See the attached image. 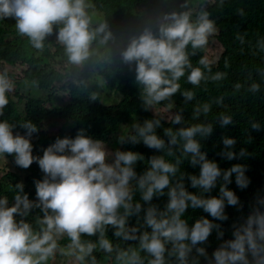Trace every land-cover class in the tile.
Listing matches in <instances>:
<instances>
[{"label":"clouds","instance_id":"clouds-1","mask_svg":"<svg viewBox=\"0 0 264 264\" xmlns=\"http://www.w3.org/2000/svg\"><path fill=\"white\" fill-rule=\"evenodd\" d=\"M88 7L86 0H0V18L15 19L18 33L27 36L38 50L43 49V41L53 33L54 26H59L58 40L69 61L80 64L89 57L97 34L104 33V42L112 37L105 31L107 25L90 30ZM213 32L214 23L207 12L200 14L196 23L189 12H181L164 16L158 33L145 28L130 40L122 59L127 65H135L145 111L181 93L179 82L186 70H190L187 82L195 88L207 80L200 67H193L187 49L189 45L193 50L205 47ZM199 64L211 70L206 57H201ZM222 78L223 74L217 73L211 80ZM259 88L254 83L250 91L257 92ZM12 90L7 75L0 74V114L9 104L7 94ZM181 95L185 102L195 99L191 90ZM167 107L171 108V103ZM210 111L208 103L195 107L193 120H199L201 114L206 117ZM168 119L173 125L184 123L182 114ZM232 123L231 116L220 115L221 127ZM161 126L159 118L145 120L143 125L134 123L119 137L120 145L143 143L162 153L151 156L147 170L138 174L136 166L144 156L134 151H109L103 141L87 136L83 129L75 138H57L40 157L33 155L31 142L39 131L35 124L22 123L20 127L26 132L21 135L14 134L15 126L7 120L0 122V156H14L15 164L23 169L37 163L44 173L42 180L34 181L35 201L29 199L22 183L15 186L14 204L10 206L6 196L0 198V264H50L57 256L71 257L75 264H100L94 255L97 252L113 264H201V257L207 264H264V212L260 208L244 224L233 225L234 239L224 241L211 256L200 245L207 244L214 229L222 239L220 225L200 217L190 226L184 218L191 208L202 209L214 220H227L225 207L240 203L228 185L235 174L239 188L249 186L246 166L235 164L222 170L217 162L208 159L207 152L201 150V141L212 135V123H194L177 130L165 128L167 140L157 135ZM251 127L258 130L260 124L252 123ZM235 144V139L224 137L225 151L218 155L228 161L246 156L245 149L239 154L232 150ZM177 151L175 162H169L166 156H174ZM182 157L192 167L199 166V175L180 171ZM185 180L201 190L200 194L190 193ZM218 183L219 197L207 195ZM137 191L140 200L134 201ZM164 196L168 200L161 209L153 200ZM258 203L264 205V200ZM35 209L42 215L36 216L34 227L27 218ZM132 217L137 218V224L130 227ZM109 228L114 230L117 241L125 245L139 241L138 245L121 247V243H114L108 237ZM65 238L68 243L61 244Z\"/></svg>","mask_w":264,"mask_h":264},{"label":"trees","instance_id":"trees-1","mask_svg":"<svg viewBox=\"0 0 264 264\" xmlns=\"http://www.w3.org/2000/svg\"><path fill=\"white\" fill-rule=\"evenodd\" d=\"M90 14L103 16L102 25H107L106 32H111L112 37L104 42V33L97 34L90 46V55L80 64H73L69 61L65 52V47L55 40L58 38V27L54 26L52 34L43 41V49H36L31 44L29 38L23 37L17 30H10L0 25V63L10 67L24 68L22 82L29 81L35 87L44 92L54 93L64 90L67 93V104L61 108L51 106L40 98H24L19 93L13 96L8 93L9 104L0 114V122L7 120L15 126L14 134L24 135L26 130L20 125L30 121L39 129L38 133L31 138L33 144V155L43 156V150L52 145L57 138H75L78 131L83 129L86 135L101 140L108 144L114 136L118 134L122 126L131 122L134 116L139 117V124L143 125L145 120L161 119V127L156 130L157 135L167 140L164 136V129L172 127L174 130L180 127H188L194 123H212L213 133L202 140V151L207 152L208 159L219 164L222 170H227L235 164L246 166L245 175L250 180L247 188L241 189L235 183V174L229 189L234 191L240 203L236 206H226L225 214L228 219L224 221L214 220L202 209H188L185 219L192 226L197 219L205 217L213 223L220 225V231L224 232L222 239H218L217 230L214 229L205 247L209 256L224 242L234 239L233 225H242L256 208L264 212V205L258 201L264 200V0H88ZM196 2H200L197 6ZM189 12L191 21L196 23L200 14L207 12L208 18L214 23L215 40L223 47L224 54L219 60L217 67L210 66L204 68L199 64L201 57L206 56V46L193 50L188 46L189 58L193 67H200L206 81H201L198 88L187 82L185 77L181 78V93L191 90L195 93V99L185 102L181 93H177L172 99L173 113L182 114L184 123L173 125L169 120L160 114H155L152 109L144 110L141 98L142 88L136 83L135 65H127L123 62L122 52L127 47L130 40L142 34L145 28H151L158 33V25L164 16L171 13ZM13 18H0V23H13ZM100 26V25H99ZM99 26L90 24V30H95ZM18 34L15 39H8L11 34ZM53 48L54 53L51 51ZM195 51V55H192ZM60 59L65 63L63 74L55 71L50 61ZM217 73L223 74V78L217 81L211 77ZM99 74V76L97 75ZM10 76H14L13 73ZM103 77L107 85L115 93L123 95L122 101L115 106H105L103 97L95 95L91 90V80L94 77ZM260 86L259 91L252 92V84ZM240 84L239 89L236 85ZM33 85V86H34ZM50 95L47 102L51 101ZM14 97L18 103L25 101V117L19 111L18 103L14 102ZM222 101V103H218ZM208 103L211 111L205 117L201 114L199 120H193V110L195 107ZM158 105L160 109L163 105ZM221 114L231 116L233 123L227 127H221L219 117ZM55 117L61 122L68 123L71 128L59 130L56 135H50L42 130V125L50 118ZM252 123H259L258 130L252 129ZM228 137L236 140L232 149L237 154L245 149L247 155L228 161L219 153L225 151L223 138ZM121 151L139 152L144 156V160L136 166V172L143 174L147 170V160L153 155H161L155 150L143 145L125 144L121 145ZM166 159L174 163L176 156ZM11 159L12 156H7ZM181 172L191 175H199V166L192 167L186 158H181ZM15 164V162H14ZM15 169L25 173L20 176L17 173H8L0 178V198L7 197L9 205L14 204L15 186L22 183L24 192L29 199L36 200V188L34 181L42 180L44 173L37 163H33L30 168L23 169L14 165ZM187 190L193 194H200L199 189L192 188L190 181L185 180ZM167 192V189L165 190ZM209 196L219 197V183L212 190ZM140 193L134 195V201L140 200ZM168 197L154 198L153 203L163 209ZM147 208V205H144ZM42 215L39 209L33 210L27 219H34ZM143 215V212L141 213ZM137 218L129 220V226H136ZM113 229L109 228L108 237L114 243H121V247L136 246L139 241H129L127 245L117 241L113 235ZM150 231V229H149ZM93 241L95 237L91 238ZM67 238L61 241L66 245ZM195 254V253H194ZM100 264H113V262L103 253H94ZM114 255V254H113ZM251 259V256H249ZM201 264L207 261L201 257ZM51 264V262H50Z\"/></svg>","mask_w":264,"mask_h":264},{"label":"rangeland","instance_id":"rangeland-1","mask_svg":"<svg viewBox=\"0 0 264 264\" xmlns=\"http://www.w3.org/2000/svg\"><path fill=\"white\" fill-rule=\"evenodd\" d=\"M86 3L88 5H90L88 0H86ZM199 4H200V2H196L197 6ZM87 12H88V15L90 17V21H91L90 24L91 25L99 26V25L103 24V22H104L103 16L98 15V14H90V12L88 11V8H87ZM162 21H163V18H162L161 22ZM0 25H3L4 27H6L7 29H10L12 31L17 30L16 29V20L13 23H9V24L0 23ZM18 36L19 35L15 33V34L8 35L7 38L8 39H15ZM215 36H216V33L213 32L208 37V43L206 45V56H205L209 62V65L213 66V67H217L218 62L224 53V49L215 40ZM23 37H26V36H23ZM55 41L57 43H60L58 38ZM51 51L54 53L53 48ZM50 62L52 64V67L55 69V71L63 74L64 66H66L65 63L61 62L60 59H56L55 61H50ZM11 73H13L14 76H10ZM0 74H6L7 77L9 78V80L11 81V83L13 84V90L11 92H9L13 96H15L16 93H19L24 98H28V97L40 98L42 102L46 103L47 107L51 106V109H53L54 107L61 108L67 104V93L64 90H58L54 93H51V91L44 92V91L38 90L35 87V85L31 84V82H29V81L22 82L21 79L24 77V68H22L20 65H18V67L13 68V67H10L4 63H0ZM97 75L99 76V74H97ZM90 86H91V90H92L93 94L103 97L105 106H115V105H118L122 101L123 95L121 93H115L113 91V89H111L107 85V81L103 77H96L95 76L91 80ZM50 95H52L51 101L48 103L47 98ZM14 102L18 103V99L15 97H14ZM169 103H171V105H172L171 108L167 107V104H169ZM18 105H19V111L25 117V106H26L25 101H23L22 104L18 103ZM152 111L155 114H160V115L164 116L167 120H169L168 118L170 116L174 115L173 104L171 101L165 102L163 107H161L160 109L154 108V109H152ZM134 123H139V117L138 116H134L131 119V122H129L125 126H122L120 131L118 132V134L116 136H114L108 144H105L106 148L112 152H114L117 149L120 150L121 145L119 144V137L122 134L128 132ZM69 128H71V125H69L68 123L61 122L53 116L50 117L42 125V130L45 133L50 134V135H56L59 130H62V129L68 130ZM14 162H15L14 156H12L11 159H9L6 155L0 156V178L6 176L8 173H15V174L17 173L20 176L25 175L24 172H22V171L20 172L17 169H15ZM17 219L19 220L20 217H17ZM27 220H28V222L32 223L34 225V227L36 226L34 219H27ZM51 264H75V262H74L73 258H71V257L57 256L56 261L51 262Z\"/></svg>","mask_w":264,"mask_h":264}]
</instances>
